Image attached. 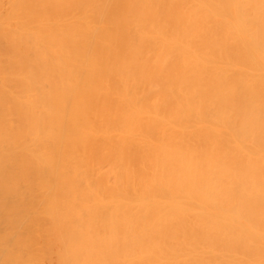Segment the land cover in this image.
<instances>
[{
  "label": "bare ground",
  "instance_id": "1",
  "mask_svg": "<svg viewBox=\"0 0 264 264\" xmlns=\"http://www.w3.org/2000/svg\"><path fill=\"white\" fill-rule=\"evenodd\" d=\"M0 264H264V0H0Z\"/></svg>",
  "mask_w": 264,
  "mask_h": 264
}]
</instances>
